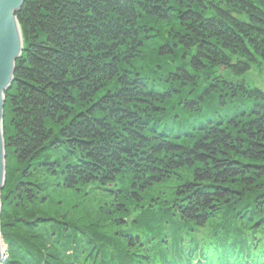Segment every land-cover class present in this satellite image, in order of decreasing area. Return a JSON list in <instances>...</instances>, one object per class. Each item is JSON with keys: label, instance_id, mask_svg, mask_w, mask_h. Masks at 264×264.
Wrapping results in <instances>:
<instances>
[{"label": "trees", "instance_id": "16d2710c", "mask_svg": "<svg viewBox=\"0 0 264 264\" xmlns=\"http://www.w3.org/2000/svg\"><path fill=\"white\" fill-rule=\"evenodd\" d=\"M16 16L3 264H264V91L245 80L264 0H26ZM65 195L89 220L47 209Z\"/></svg>", "mask_w": 264, "mask_h": 264}, {"label": "water", "instance_id": "95a60500", "mask_svg": "<svg viewBox=\"0 0 264 264\" xmlns=\"http://www.w3.org/2000/svg\"><path fill=\"white\" fill-rule=\"evenodd\" d=\"M26 0H0V216L1 192L6 181V145L3 130L5 91L13 80L16 62L24 50V40L16 13ZM0 232V264L5 259Z\"/></svg>", "mask_w": 264, "mask_h": 264}, {"label": "rangeland", "instance_id": "374dc122", "mask_svg": "<svg viewBox=\"0 0 264 264\" xmlns=\"http://www.w3.org/2000/svg\"><path fill=\"white\" fill-rule=\"evenodd\" d=\"M245 80L250 84V86L254 87L257 86L259 88H261L264 91V65L261 66H254L252 67L251 71L249 73H247V75H245ZM5 123V122H4ZM3 130H4V126H3ZM5 134V133H4ZM7 164V162H6ZM183 174H186L185 170L181 171ZM6 183V181H5ZM179 184V180L176 179H171L169 182V185L172 187H176ZM157 190V189H156ZM159 190H165L164 186H160ZM85 192V191H84ZM1 196H2V192H1ZM3 198V196H2ZM52 199L55 202V207H47V209H59L61 210V208H65L68 207L70 209L69 211V217L71 218L72 216H74L75 218L79 219L80 222H85L87 220H89L87 218V213L86 212H82L81 208L79 207V203H78V199L75 198L74 196H69V195H65V196H61L60 198H58L56 196V199L52 197ZM62 200V202L64 203H59V200ZM84 204L82 206H84L85 208H87V211H94L95 209H101V205H103V203H106V201H104L103 199H101L98 194L94 195V197L88 196L87 200H84ZM1 212L3 209V204H2V200H1ZM51 205V204H50ZM47 205H39L40 208L46 209ZM107 229L109 230H114L111 229L109 227H107ZM210 230V227H205L203 228V230H200L201 235L204 233H207L206 231ZM3 226H2V222H1V216H0V232H1V236H2V240H3V247L6 251L5 253V259L4 261L7 259L8 257V247L6 245V243L4 242V235H3ZM3 261V262H4ZM3 262L1 264H3Z\"/></svg>", "mask_w": 264, "mask_h": 264}, {"label": "bare ground", "instance_id": "6f19581e", "mask_svg": "<svg viewBox=\"0 0 264 264\" xmlns=\"http://www.w3.org/2000/svg\"><path fill=\"white\" fill-rule=\"evenodd\" d=\"M3 126H4V123H3ZM4 137H5V134H4ZM5 151H6V150H5ZM2 250L5 251V249H4L3 246H2ZM3 261H4V260H3ZM3 261H2V262H3ZM2 262H1V263H2Z\"/></svg>", "mask_w": 264, "mask_h": 264}]
</instances>
